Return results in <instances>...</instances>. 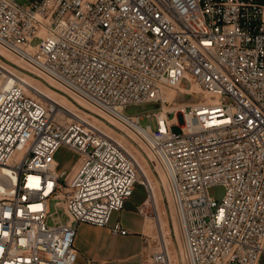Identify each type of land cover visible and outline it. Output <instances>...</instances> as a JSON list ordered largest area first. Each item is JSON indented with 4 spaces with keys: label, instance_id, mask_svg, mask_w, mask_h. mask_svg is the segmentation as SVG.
Wrapping results in <instances>:
<instances>
[{
    "label": "built area",
    "instance_id": "2783aa9c",
    "mask_svg": "<svg viewBox=\"0 0 264 264\" xmlns=\"http://www.w3.org/2000/svg\"><path fill=\"white\" fill-rule=\"evenodd\" d=\"M0 46L137 132L189 264H264V0H0ZM25 81L0 60V264H82L78 224L128 234L113 214L139 183L156 219L153 188L125 144ZM192 82L201 101L169 108ZM64 144L79 158L62 173ZM153 247L144 264H171L164 235Z\"/></svg>",
    "mask_w": 264,
    "mask_h": 264
},
{
    "label": "rangeland",
    "instance_id": "374dc122",
    "mask_svg": "<svg viewBox=\"0 0 264 264\" xmlns=\"http://www.w3.org/2000/svg\"><path fill=\"white\" fill-rule=\"evenodd\" d=\"M19 3L21 4H28L30 2V0H18ZM0 60L3 61L4 63H7L8 65H10L11 61L9 60V58H7L6 56H3L0 54ZM16 59H18L16 57ZM10 63V64H9ZM23 64H26L25 62H22ZM41 79V78H40ZM45 84L50 85V83L46 82L45 80L41 79ZM53 89H55L59 94H63L66 95V97L59 95L58 97L60 99H64L67 104H69V106L72 107V110L76 113L81 114L84 117H88L90 118L94 124H96L98 127L103 128L104 130H106L109 133H112L116 139L118 137H120V133H124L127 134V132L124 130V132L120 129L119 126L115 125L111 119L105 117L103 114L101 113H95L92 109H90L87 106H83L82 104H80V101L78 99L77 96H75L72 92H69L66 88H64L63 86H53ZM68 91V93H67ZM173 95H170L169 97V101L170 104H168V107L171 108L173 106H179V104L181 103H195V102H199L201 101V95L200 94H189V93H182L179 95L177 94L176 97L174 98ZM200 98V99H199ZM157 107V105L155 103H144V104H140V105H130L125 109V112L129 115H138V114H142V113H146L152 109H155ZM68 114V113H67ZM68 116H70L68 114ZM67 116V117H68ZM86 118V119H88ZM103 120L107 123H104ZM110 120V121H109ZM143 125H147L150 123V121L148 120V118L144 117L141 120ZM110 125V126H107ZM152 125L155 126V122H152ZM115 128V130H113ZM119 127V128H118ZM172 130L174 132L180 133L181 132V127L178 124H173L172 125ZM128 136H131L129 134H127ZM133 138V136H132ZM130 140H132L131 138H129ZM131 143H133L134 145H136L139 149V151H135V148H133V154H135L136 158L139 160L144 162V158H148L147 153L145 152V146H142L138 143V142H133V140L131 141ZM144 148V149H143ZM79 158V153L70 149L67 145H62L58 151L57 154V159L59 161V170L60 172H66L69 171L73 165L77 162ZM151 160V159H150ZM151 162V161H150ZM140 164V163H139ZM141 168V165H140ZM149 174L151 175V177L153 178L154 181H162L163 180V176L164 173L163 171L157 167V164H150V167L148 168ZM140 173L143 176V178L147 177L148 180V176L145 173V171L143 170V168L140 169ZM225 186L223 185H214L210 188V195L213 196L215 199L221 201L222 198L225 195ZM160 195H161V207L163 209V215L165 216L166 221V229L168 230V234L166 235V237L169 238L170 240V250H171V264H189V261L187 260V257L185 255V246L183 243V238L181 235V231H180V226H179V221L177 216L175 215V211H173L174 207L173 205L169 202V200L171 199L170 196V192L169 189L166 188V190H162L160 191ZM144 197H147L146 194V187L142 184L137 183L136 185V189L134 192V195L132 196V200H138V199H143ZM128 201V200H127ZM130 201V200H129ZM51 206H52V210H55V201L51 202ZM174 213V214H173ZM153 221H151L150 223L156 225V221L153 217H151ZM150 218L147 219V224L149 223ZM149 220V221H148ZM159 222V220H158ZM176 225V227H175ZM156 227V226H155ZM178 229V230H177ZM148 234L145 235V239L148 240L153 244L155 240H158V230L157 228H152V230H148L147 232ZM161 235L162 232L160 233ZM182 250L184 251V254L181 253ZM178 252V253H177ZM183 254V256H182ZM149 255V254H148ZM180 255V256H179ZM150 257V256H148Z\"/></svg>",
    "mask_w": 264,
    "mask_h": 264
},
{
    "label": "crops",
    "instance_id": "0c3cea01",
    "mask_svg": "<svg viewBox=\"0 0 264 264\" xmlns=\"http://www.w3.org/2000/svg\"><path fill=\"white\" fill-rule=\"evenodd\" d=\"M132 196L124 209L116 211L112 218V223L121 222L129 230L128 234L113 233L111 225L78 224L75 246L82 264H144L148 261L155 241L153 244L149 241L148 245L145 239L147 218L138 211L147 197L132 200Z\"/></svg>",
    "mask_w": 264,
    "mask_h": 264
},
{
    "label": "bare ground",
    "instance_id": "6f19581e",
    "mask_svg": "<svg viewBox=\"0 0 264 264\" xmlns=\"http://www.w3.org/2000/svg\"><path fill=\"white\" fill-rule=\"evenodd\" d=\"M0 54L3 55V56H6L7 58H9V60L11 61L9 64V68L16 72L18 75H20L24 80H26L25 82H29L28 85H25V86H35L38 90H40L47 98H50L52 100H54L59 106L61 109L67 111V113L70 115V116H76L72 110V107L69 106V104H67V102L64 100V99H60L58 97V92L53 89L52 87L53 86H61L59 84V82L55 81L54 79H44L43 77H40L38 74H39V71L37 70V68L31 64H23L22 63V60L19 59L16 55H14L10 50H8L7 48L5 47H2L0 46ZM1 57V56H0ZM16 57L18 59H16ZM45 80L46 82L50 83V85L48 84H45L41 79ZM190 88L192 90L190 94L192 95H195V94H201L202 92V88L200 87L199 84L195 83V82H192L190 84ZM69 91V90H68ZM67 91V93H68ZM70 92V91H69ZM182 94L184 93V90L181 89V90H177V91H170L169 94L170 95H173V94ZM59 95H62L64 97H66V95H63V94H59ZM207 97L211 100L213 98L210 97V95L207 94ZM79 101H80V104H82L83 106H87L89 107L90 109H92L95 113H101L103 114L105 117H107L108 119L110 118L111 121L120 127V129L124 132V130L127 132V134L131 135V136H128L127 134H122L120 133V137H118L117 139L122 142L123 144H125L128 149L133 152V148H135V151H139L138 147L136 145H134L133 143H131V141L133 140V142H138L140 145L142 144L143 146H146L144 141L140 138V136L137 134L136 131H134L132 128L128 127L127 125H125L124 123H122L121 121H119L117 118L115 117H112L106 113H104L102 110H100L97 106H95L94 104H92L91 102H89L87 99L83 98V97H78ZM200 99V98H199ZM186 104V103H185ZM184 106V105H183ZM73 112H72V111ZM85 118H88V117H85ZM91 122H93L90 118H88ZM110 121V120H109ZM104 123H106L104 120H103ZM107 124V123H106ZM107 126H110V125H107ZM118 127V128H119ZM113 129V127H110ZM103 129V128H101ZM104 130V129H103ZM115 130V128L113 129ZM105 132H107L106 130H104ZM108 134L110 135H113L112 133H109L107 132ZM133 136V138H132ZM129 138H131L132 140H130ZM141 145V146H142ZM134 153V152H133ZM135 155V154H134ZM150 159L148 158H144V162L139 160V163L141 165V168H143V170L145 171V173L147 174L148 176V180H147V183L151 185V187L153 188V193L154 195L152 194V198L155 199V202H156V206H157V211H158V217H156L155 221L157 222L156 225L150 223L152 218L151 217H147L150 218L148 221L149 223L147 224V228L148 230H152V228H157L158 232H162V234L165 236L166 238V241L168 242L169 246H170V240L168 237H166V235L168 234V230L166 229V219H165V216L163 215V209L161 207V195H160V191L162 190H166V188H168V180L166 178V176H163V180L162 181H154L153 178L151 177V175L149 174V171H148V168L150 167V164L153 163H157L156 161V158L155 156L152 154L151 151L148 152V155H147ZM151 161V162H150ZM141 175V173H140ZM142 176V175H141ZM143 177V176H142ZM142 179V178H141ZM144 179V178H143ZM174 214V213H173ZM159 220V222H158ZM156 226V227H155ZM176 227V225H175ZM177 228V227H176ZM178 230V229H177ZM185 250V255L187 257V254H186V249L184 248ZM169 252L171 254V250H170V247H169ZM178 253V252H177ZM184 254V251L182 250V252ZM182 254V256H183ZM180 256V255H179ZM188 260V258H187ZM189 261V260H188Z\"/></svg>",
    "mask_w": 264,
    "mask_h": 264
}]
</instances>
